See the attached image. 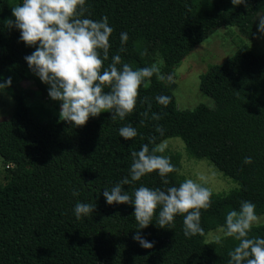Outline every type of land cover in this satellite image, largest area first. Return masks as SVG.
<instances>
[{
    "label": "trees",
    "instance_id": "16d2710c",
    "mask_svg": "<svg viewBox=\"0 0 264 264\" xmlns=\"http://www.w3.org/2000/svg\"><path fill=\"white\" fill-rule=\"evenodd\" d=\"M19 2L0 0V77L31 81L48 96V86L23 59L34 47L19 42V31L8 26L11 8ZM85 7L91 19L106 16L113 28L109 60L102 66L119 54L135 70L151 66L158 53L165 74L219 27L236 26L253 39L264 16V0L236 6L230 0H86ZM121 31L128 40L118 52ZM199 87L214 106L181 110L168 84L153 74L138 88L137 103L124 121H113L105 112L73 127L38 118L11 82L15 110L0 121V155L9 166L6 182L0 181V264H228V252L237 242L229 237L216 244L206 241L205 234L222 226L225 214L238 209L240 201L252 202L256 214L264 215V52L254 54L248 45L241 46L211 65ZM156 95L169 97L167 107L156 103ZM152 113L161 118L152 120ZM124 124L137 130L127 141L117 133ZM157 124L163 135L155 130ZM149 137L154 138L150 150L167 138H181L192 157L208 159L238 183L226 194L209 189L210 205L200 211L202 235L185 238L179 215L174 227L159 228L155 213L152 223L138 230L130 203L106 204L104 189L128 175L130 153ZM155 154L167 156L178 172L167 175L168 185L155 172L123 185L129 195L141 184L167 188L184 180L179 153ZM246 156L251 163L243 162ZM74 190L78 195H72ZM78 201L95 205L79 220L72 211ZM137 231L152 248L133 241ZM257 235L264 237V224L251 229L249 236Z\"/></svg>",
    "mask_w": 264,
    "mask_h": 264
},
{
    "label": "clouds",
    "instance_id": "9594fccd",
    "mask_svg": "<svg viewBox=\"0 0 264 264\" xmlns=\"http://www.w3.org/2000/svg\"><path fill=\"white\" fill-rule=\"evenodd\" d=\"M236 6L243 0H230ZM86 0H20L11 8L10 27L19 31V42L34 50L23 57L28 69L46 84L47 95L59 102V119L73 127L83 126L89 117L109 113V119L124 121L133 112L137 103L138 88L146 78L153 74L159 76L156 64L132 69L123 63L119 54L109 60V37L113 28L106 16L99 20L90 18L85 7ZM260 30H264V18L258 19ZM128 40V34H119L120 49ZM0 93L11 85V77H0ZM158 105L167 107L169 97L156 95ZM148 118L149 113H143ZM161 117L151 114L156 121ZM143 124V121H141ZM163 135V127L155 126ZM118 136L127 141L137 135V130L130 124L117 129ZM153 137L142 144L139 150L130 153L131 163L128 175L122 177L110 189H104L102 195L108 205L131 204L132 217L138 230L152 223L159 228L174 227V218L182 216V233L185 238L202 235L200 211L210 205L212 193L201 183L186 178L167 188H150L141 184L134 188L131 195L122 186L139 181L143 176L155 172L163 185H168L167 175L178 172L167 156L157 155L164 151L163 145L149 149ZM250 156L244 157V163H251ZM73 196L78 195L74 190ZM95 205L76 202L72 209L79 220L92 213ZM258 223L255 205L250 201H240L238 209L229 210L224 216V223L218 229L215 243L221 244L223 238H232L237 243L228 252V264H264V237L249 236L251 229ZM167 226V227H166ZM140 247L149 249L153 243L145 240L137 231L133 237Z\"/></svg>",
    "mask_w": 264,
    "mask_h": 264
},
{
    "label": "rangeland",
    "instance_id": "374dc122",
    "mask_svg": "<svg viewBox=\"0 0 264 264\" xmlns=\"http://www.w3.org/2000/svg\"><path fill=\"white\" fill-rule=\"evenodd\" d=\"M264 18V16L262 17ZM261 18V19H262ZM248 45L254 54L264 52V30L259 28L255 32L253 39L245 37L236 26H222L214 30L202 43L188 54L173 70L171 74L163 72V60L158 53L153 54V64L159 69V76L168 84L173 92L177 107L181 110H193L199 104L214 106L211 97L203 93L200 89V77L208 68L217 63H222L232 56L241 46ZM19 92L25 97L26 104L31 108L32 113L41 120L59 119V102L51 100L43 95L36 84L27 80H15L11 78ZM16 102L8 88L0 93V121L8 120L14 110ZM164 153H179L181 155V168L179 174L184 179L191 178L197 183H201L208 189L217 193H229L239 185L233 179L225 176L208 159H197L192 157L186 150L184 141L179 137H171L162 141ZM0 155V181L5 183L9 174ZM258 216V224H264V215ZM220 227L209 231L206 241H213L219 234Z\"/></svg>",
    "mask_w": 264,
    "mask_h": 264
}]
</instances>
